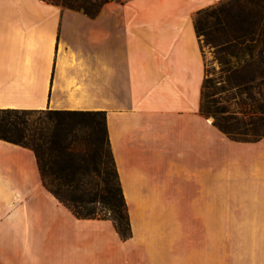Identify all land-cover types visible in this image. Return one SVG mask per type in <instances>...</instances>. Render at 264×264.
<instances>
[{"label":"crops","instance_id":"0c3cea01","mask_svg":"<svg viewBox=\"0 0 264 264\" xmlns=\"http://www.w3.org/2000/svg\"><path fill=\"white\" fill-rule=\"evenodd\" d=\"M224 0L112 1L96 17L0 0V110L106 112L131 222L82 220L34 152L0 140V264H264V139L201 115L196 14Z\"/></svg>","mask_w":264,"mask_h":264},{"label":"trees","instance_id":"16d2710c","mask_svg":"<svg viewBox=\"0 0 264 264\" xmlns=\"http://www.w3.org/2000/svg\"><path fill=\"white\" fill-rule=\"evenodd\" d=\"M44 1L96 17L114 0ZM195 29L219 66L215 78L206 72L201 115L232 141L263 140L264 0L221 1L196 14ZM45 112L39 128L21 117ZM0 140L34 152L44 186L75 217L111 221L122 240L131 237L106 112L0 110Z\"/></svg>","mask_w":264,"mask_h":264},{"label":"rangeland","instance_id":"374dc122","mask_svg":"<svg viewBox=\"0 0 264 264\" xmlns=\"http://www.w3.org/2000/svg\"><path fill=\"white\" fill-rule=\"evenodd\" d=\"M114 1H124V0H114ZM202 49L205 55V65L206 72L210 78H215L216 73L219 70L218 63L214 61V50L206 46L204 37H201ZM25 120L28 121V124L33 128H39L47 120V113H32L27 115H22ZM28 141V140H26Z\"/></svg>","mask_w":264,"mask_h":264}]
</instances>
